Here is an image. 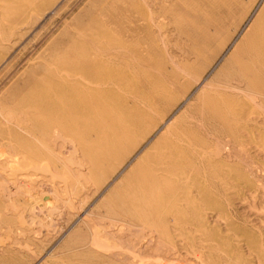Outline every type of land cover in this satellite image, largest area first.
Instances as JSON below:
<instances>
[{"label": "rangeland", "instance_id": "rangeland-1", "mask_svg": "<svg viewBox=\"0 0 264 264\" xmlns=\"http://www.w3.org/2000/svg\"><path fill=\"white\" fill-rule=\"evenodd\" d=\"M151 1L55 0L40 10L35 22L5 27L6 38L0 41V264H264L263 102L236 106L226 122H218L222 133L203 136L208 142L201 148L199 178L191 175L189 189L166 201L157 218L126 223L124 214L109 209L118 207L111 198L113 190L138 156L160 139L165 122L173 126L184 119L201 96L202 85L222 68L245 32L239 34L254 0H231L225 28L214 33L208 51L215 50L213 61L202 74L203 82L197 84L189 76L192 87L177 90L182 98L165 120L161 116L168 107L155 112L148 137L116 170L92 172L80 136L41 134L40 110L25 100L19 103L25 95L40 99V90L29 95L27 83L74 38L90 46L89 36H94L105 55L112 53L104 45L109 39L132 44L142 53L155 47L159 60L169 64L175 58L198 67L201 60L191 54L194 43L180 33L177 22L167 18L160 29L141 17L143 8L151 16L160 6L155 1L162 0ZM223 2L191 0L188 12L199 9L198 16L214 19ZM188 18H182L184 28ZM152 38L156 40L151 44ZM156 75L159 71L151 70L146 79ZM33 112L38 119L31 118ZM84 142L88 146L94 139ZM27 144L48 149L36 155ZM83 162L85 169H80ZM76 233L83 237L72 239Z\"/></svg>", "mask_w": 264, "mask_h": 264}, {"label": "bare ground", "instance_id": "bare-ground-1", "mask_svg": "<svg viewBox=\"0 0 264 264\" xmlns=\"http://www.w3.org/2000/svg\"><path fill=\"white\" fill-rule=\"evenodd\" d=\"M54 1L0 0V41L6 38L7 24L12 27L15 24L35 22L40 10L49 7ZM155 2L160 3L159 9H154L150 16L143 8L141 17L153 21L160 29L166 24L164 20L167 18L177 22L180 33H186L194 43L191 54L194 60H201L198 67L175 58L169 64L159 60L155 56V47L142 53L136 51L132 44L109 39L104 45L112 53L105 55L103 50L100 52L102 45L95 41L94 36H89L92 41L89 42L90 46H83L80 39L74 38L65 46L62 54L49 57L40 69V75L27 83L29 95L40 90V99L24 94L19 101L33 103L31 105L35 106L34 109L40 110L41 134L58 138L67 133L80 136V142L91 162L90 170L94 173L116 170L130 158L150 134L151 130L148 131L147 127L149 122L168 107L161 116V120H165L172 107L182 98L177 90L187 86V91L192 87L189 76L197 84L203 82L202 74L213 61L211 54L215 50L211 54L208 51L212 48L214 33L225 28V20L233 4L231 0H225L221 3L222 10L217 17L208 19L198 16L199 9L188 12L191 0ZM184 16H189L186 28L181 26ZM242 30L245 32L238 42L234 39L235 47L224 60L219 72L208 84H201V96L189 114L173 126L167 120L166 130L160 139L150 146L152 149L148 148L149 151L138 156L122 182L113 190L111 198L118 207L110 206V212L124 214L126 223L131 222L130 219L145 221L157 218L166 201L169 202L181 191L189 189L191 175L199 178L204 161L201 148L208 142L203 136L222 133L224 129L219 123L226 122L236 106L249 105L253 101L264 103V0H254L253 9L239 34ZM155 40L152 38L150 43ZM90 49H94V54L90 53ZM151 70H158L159 75L146 79ZM31 118L38 119L37 113L33 112ZM14 133L19 136L16 131ZM88 138L94 139V143L87 146L84 140ZM27 146L36 155H42L48 149L33 144ZM85 164L87 162L80 163V169ZM32 169L36 170V167ZM179 211L176 209L174 212ZM82 237V233H76L72 239L79 240ZM206 239L211 237L206 236Z\"/></svg>", "mask_w": 264, "mask_h": 264}]
</instances>
